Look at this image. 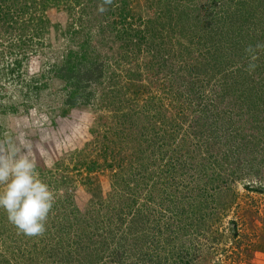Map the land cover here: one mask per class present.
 <instances>
[{"label": "rangeland", "instance_id": "rangeland-1", "mask_svg": "<svg viewBox=\"0 0 264 264\" xmlns=\"http://www.w3.org/2000/svg\"><path fill=\"white\" fill-rule=\"evenodd\" d=\"M122 1L0 0V142L54 193L38 236L0 210V264H264V0Z\"/></svg>", "mask_w": 264, "mask_h": 264}, {"label": "clouds", "instance_id": "clouds-1", "mask_svg": "<svg viewBox=\"0 0 264 264\" xmlns=\"http://www.w3.org/2000/svg\"><path fill=\"white\" fill-rule=\"evenodd\" d=\"M53 202L54 193L38 177L29 144L13 137L0 142V210L8 221L26 236L41 235Z\"/></svg>", "mask_w": 264, "mask_h": 264}, {"label": "trees", "instance_id": "trees-1", "mask_svg": "<svg viewBox=\"0 0 264 264\" xmlns=\"http://www.w3.org/2000/svg\"><path fill=\"white\" fill-rule=\"evenodd\" d=\"M122 2L121 16L122 19H124L125 16L128 15L127 0H123ZM4 22L3 24H5ZM82 49L83 48L81 47L80 52H83ZM14 63L15 62L13 61L8 66L1 65L3 68H0L3 70V73L14 74V71L16 70L15 67H17H14ZM103 69L102 62L91 61L86 63L83 53L81 57L76 56L74 60L68 58L58 66L56 75L65 82L66 89V97L64 100L65 107L62 109L61 115L67 114L69 112L68 109L72 107L80 105L87 106V104L92 101L95 95L93 87L104 75ZM41 86L42 85L36 83V90L39 91L44 87ZM89 168L92 169L91 166Z\"/></svg>", "mask_w": 264, "mask_h": 264}]
</instances>
